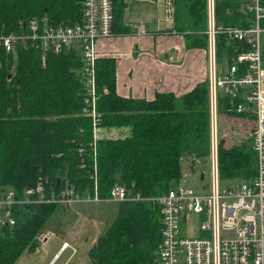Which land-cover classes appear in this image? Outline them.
<instances>
[{
	"label": "trees",
	"instance_id": "obj_1",
	"mask_svg": "<svg viewBox=\"0 0 264 264\" xmlns=\"http://www.w3.org/2000/svg\"><path fill=\"white\" fill-rule=\"evenodd\" d=\"M260 3L264 6V0ZM172 4L174 35L204 48L205 0H172ZM111 5L112 33L132 34L125 14L133 4L111 0ZM237 5L238 0H217L216 24L245 27L248 15L238 12ZM31 17L46 18L52 25H73L80 21L81 10L78 0H0L1 23L12 26ZM215 41L218 61L228 59L232 44L221 35ZM81 68L74 50L43 56L29 50L0 54V187L20 192L46 183V191H56L66 181L78 196H84L92 192L95 180L99 198H106L114 185L131 186L134 194L153 198L178 183L182 159L208 157L205 82L180 97L161 93L151 101L125 99L115 92L113 59L97 58L95 111L99 124L93 140L83 103ZM219 103L223 115L227 102L222 99ZM224 116L228 117L224 123L236 136L229 140L228 133L220 134L219 179L249 180L254 160L246 136L252 119ZM55 209L54 205L12 209L14 225L0 234V264H14L24 251H32ZM159 241L157 209L148 202H121L88 249V263L158 264Z\"/></svg>",
	"mask_w": 264,
	"mask_h": 264
},
{
	"label": "built area",
	"instance_id": "obj_2",
	"mask_svg": "<svg viewBox=\"0 0 264 264\" xmlns=\"http://www.w3.org/2000/svg\"><path fill=\"white\" fill-rule=\"evenodd\" d=\"M216 1L205 0V29L202 32L206 59L208 183L193 190L179 185V180L166 193L153 198H143L131 192V186L122 185H114L106 198H99L95 180L92 192L84 196H78L66 181L56 191L53 188L46 191V183L20 192L0 187V234L3 228L14 225L12 209L18 206L54 205L63 212L70 211L79 216L77 209L91 205L148 202L157 209L160 218L158 264H264V46L260 41L264 34V6L260 0H238V12L248 15L245 27H225L216 24ZM78 2L81 18L73 25H52L43 17L21 19L12 26L0 22V54L8 56L17 50H29L43 56L64 50L77 51L82 61L79 75L85 114L90 118L94 140L99 124L95 111L96 46L116 35L111 30V0ZM127 3L160 5L161 32L174 34L172 0H127ZM125 24L136 36L145 35L147 31L142 19ZM218 35L232 44V55L221 61L216 55ZM168 61L172 63L173 60L169 58ZM222 99L227 102L223 115L252 119L246 138L253 154L254 174L246 181L223 183L218 176L220 136L217 124ZM190 219L196 224L194 227ZM50 236L48 232H41L36 241L43 243ZM65 252L74 255L76 249L71 243L61 241L50 264Z\"/></svg>",
	"mask_w": 264,
	"mask_h": 264
},
{
	"label": "crops",
	"instance_id": "obj_3",
	"mask_svg": "<svg viewBox=\"0 0 264 264\" xmlns=\"http://www.w3.org/2000/svg\"><path fill=\"white\" fill-rule=\"evenodd\" d=\"M151 11L150 6L132 5L125 14L126 22L145 21V35L116 36L96 46L97 58L113 59L115 92L121 98L151 101L161 93L180 97L205 82L204 52L187 49L182 37L161 32Z\"/></svg>",
	"mask_w": 264,
	"mask_h": 264
},
{
	"label": "rangeland",
	"instance_id": "obj_4",
	"mask_svg": "<svg viewBox=\"0 0 264 264\" xmlns=\"http://www.w3.org/2000/svg\"><path fill=\"white\" fill-rule=\"evenodd\" d=\"M150 7L152 8L150 14L155 18L156 25L162 26L160 5L157 4V7ZM139 8L146 10L143 7ZM182 41L187 49H196L202 52L204 50L203 47L193 45L191 41L187 38L185 39L184 36L182 37ZM260 41L263 47L264 34L260 36ZM172 60V62H174L173 58ZM227 118L228 117L224 115L218 114V135L220 136V134L223 135L224 133H228L226 136H229V140H232L236 134L233 135L229 127L224 123L225 120H228ZM223 131L224 133L222 134ZM200 175H202V180L199 179ZM208 178L209 165L207 158L194 159L186 157L182 159L179 185L188 186L195 190L198 189L200 185L205 186L208 183ZM115 212L116 204L114 203L79 208L76 210L79 216H75L73 212H63L60 208H56L42 229V232H48L51 236L43 243H36L32 251H24L14 264H50L57 253L61 241L71 243L75 247L76 253L70 255V252H65L61 254L53 264H89L87 251L95 239L103 233ZM190 223L193 227L196 225L191 219ZM187 235L191 234L188 233Z\"/></svg>",
	"mask_w": 264,
	"mask_h": 264
},
{
	"label": "water",
	"instance_id": "obj_5",
	"mask_svg": "<svg viewBox=\"0 0 264 264\" xmlns=\"http://www.w3.org/2000/svg\"><path fill=\"white\" fill-rule=\"evenodd\" d=\"M199 179L202 180V175L199 176ZM59 182V180H56V185L57 186V183Z\"/></svg>",
	"mask_w": 264,
	"mask_h": 264
}]
</instances>
